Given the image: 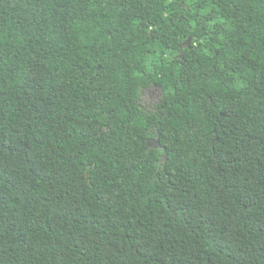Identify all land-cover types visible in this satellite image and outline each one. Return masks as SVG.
I'll return each mask as SVG.
<instances>
[{
    "label": "trees",
    "instance_id": "16d2710c",
    "mask_svg": "<svg viewBox=\"0 0 264 264\" xmlns=\"http://www.w3.org/2000/svg\"><path fill=\"white\" fill-rule=\"evenodd\" d=\"M0 264H264V0H0Z\"/></svg>",
    "mask_w": 264,
    "mask_h": 264
},
{
    "label": "rangeland",
    "instance_id": "374dc122",
    "mask_svg": "<svg viewBox=\"0 0 264 264\" xmlns=\"http://www.w3.org/2000/svg\"><path fill=\"white\" fill-rule=\"evenodd\" d=\"M159 90L156 88H148L140 95V103L146 110H151L159 98Z\"/></svg>",
    "mask_w": 264,
    "mask_h": 264
},
{
    "label": "water",
    "instance_id": "95a60500",
    "mask_svg": "<svg viewBox=\"0 0 264 264\" xmlns=\"http://www.w3.org/2000/svg\"><path fill=\"white\" fill-rule=\"evenodd\" d=\"M189 41V39L187 40V42ZM160 90V89H159ZM152 144H155L156 146H158L159 145V142H158V139H155L153 142H152Z\"/></svg>",
    "mask_w": 264,
    "mask_h": 264
},
{
    "label": "flooded vegetation",
    "instance_id": "af4514ba",
    "mask_svg": "<svg viewBox=\"0 0 264 264\" xmlns=\"http://www.w3.org/2000/svg\"><path fill=\"white\" fill-rule=\"evenodd\" d=\"M147 89H144L143 92H145Z\"/></svg>",
    "mask_w": 264,
    "mask_h": 264
}]
</instances>
